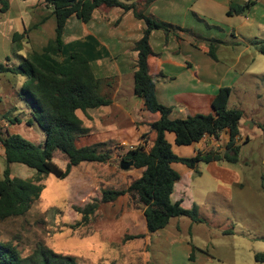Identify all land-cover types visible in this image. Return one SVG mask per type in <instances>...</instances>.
Masks as SVG:
<instances>
[{
	"label": "crops",
	"instance_id": "obj_1",
	"mask_svg": "<svg viewBox=\"0 0 264 264\" xmlns=\"http://www.w3.org/2000/svg\"><path fill=\"white\" fill-rule=\"evenodd\" d=\"M18 1L21 5L15 4L14 7L8 0V9L4 12L0 10V51L4 56L1 63L10 68L21 63L27 52L41 51L55 36V19L50 7L43 4L41 0ZM121 1H135L138 9L143 10L145 14L182 28H189L200 38H210L209 33L215 35V30L208 33L204 26L221 30L223 39H218V33L215 35L221 43H230L225 39L227 34L233 38L242 36L251 40L255 37L264 38V0H255L244 14L230 16L227 15L230 2L242 4L247 0H152L147 7L143 6L145 0ZM144 27L145 23L142 19L136 18L132 11H124L119 7L96 9L88 22H83L75 15L67 20L63 34L64 47L61 52H53L50 56L55 61L62 62L68 60L73 51L83 53L89 60L95 76L108 80V83L102 85L101 93L111 100L109 105L101 106L107 107L106 111H96L97 108L87 109L85 113L81 110L76 111L83 125L88 128V133L75 141L77 147L106 143L111 145L118 136H127V131L124 130L127 126L134 129L132 137L138 139V144L141 133L148 130L147 123L158 119V114L149 113L143 109L142 100L134 93L133 73L137 60L134 43L141 38ZM23 32L26 33L22 39V50L15 53L12 36L14 33ZM149 43L153 51L148 58L149 72L153 76L157 99L160 103L172 108L170 117L185 118L203 112L213 114L212 101L217 90L224 86L232 89L230 85L237 76L233 67L239 63L240 54L230 49L232 53L228 56L223 50L221 54L226 55V58H235L234 65L223 64L219 60L220 52L219 55L215 54V59L208 54L207 42L203 40L196 42L184 33L181 34V39H176L173 34L166 35L159 29L151 31ZM234 43L238 47L239 43L237 41ZM9 52L13 54L12 57L8 56ZM232 73L235 74L234 77L227 79ZM5 74L8 75L6 80L9 78L14 82L19 80L22 85L25 82V77L22 75L11 72H5ZM135 97H137L136 108L126 109L125 105H128L130 99ZM26 111L27 109L25 114H27ZM118 123L121 126L117 127ZM104 124L113 127L102 126ZM165 138L178 156L184 157L183 155L187 153L188 157H192L199 151L204 152L217 147L224 149L228 135L227 132H223L219 139L205 136L191 145H177L173 132H165ZM121 142L136 145L129 141ZM105 150L109 151L110 147H106ZM111 161L112 156L107 163L81 162L71 168L67 180L73 178L78 188L83 185V181L91 180L101 182L105 189L117 190L127 187L128 178L135 179L142 173L143 168L133 166L128 170L118 171ZM198 166L197 163L196 169H191L181 163H172V167L180 175L170 196L173 202L180 200L184 207L185 198L190 192V188L184 183V178L189 184L194 180L195 174L201 175V172H197ZM205 167L213 176L211 177L219 183L232 184L239 180L234 170L218 166L217 161L206 163ZM81 168L96 169L97 176L90 172L82 173L79 171V169L82 170ZM121 183L124 187L118 188V184ZM218 188L224 189L221 184ZM99 213H102V216L100 221L94 224L93 231H100L104 235L103 240L110 247L115 243L122 250L126 247V242L133 240H141L145 247L148 245L149 237L153 235L166 241L183 242L176 233H181L178 227L179 221L185 216L174 217L164 228L148 232L143 209L138 195L134 192L125 193L113 201L101 203L90 220L93 216L96 218ZM171 221H174L171 229H176L175 232L167 228ZM190 222L193 221L190 220ZM159 248L153 251H159ZM193 249L191 247V252ZM105 257L111 258V255L108 253Z\"/></svg>",
	"mask_w": 264,
	"mask_h": 264
},
{
	"label": "trees",
	"instance_id": "obj_2",
	"mask_svg": "<svg viewBox=\"0 0 264 264\" xmlns=\"http://www.w3.org/2000/svg\"><path fill=\"white\" fill-rule=\"evenodd\" d=\"M52 9L55 19V36L41 51L31 50L15 67L0 63V74L11 72L25 77L19 96L23 99L30 120L44 134L43 144L30 142L16 132L5 129L0 132V142L4 149L5 167L0 178V222L11 217L27 213L33 203L40 197L43 185L39 182L41 174H52L58 179H65L73 166L81 162L107 163L111 152L102 147L106 144L77 147L75 141L88 133L76 111L86 112L111 103L108 96L101 93L102 85L107 79L95 76L87 57L73 51L68 60L55 61L50 54L61 52L64 47L63 34L67 20L75 15L83 22H88L99 8L119 7L132 11L134 16L142 19L145 27L142 36L134 43L137 51L136 69L133 73L134 93L142 100L143 109L158 114V119L147 123L148 130L143 131L138 144L126 151L123 160L133 161L134 168H143L139 177L131 180L124 189H103L100 199H93L83 207L75 210L81 215L77 226H85L101 203L115 200L125 193L138 195L143 209L148 232L164 228L174 217L185 216L197 221L193 209L182 207L181 201L173 202L170 198L179 173L172 163H181L196 169L198 162L239 161L240 143L239 125L242 111L229 108L228 100L231 88L220 87L212 101L213 114H195L185 118H171L172 108L160 103L156 96L153 76L149 72L148 58L153 54L149 43L152 30H162L166 35L173 34L181 39V34L189 35L193 40H203L208 44V54L216 58L214 46L217 39L200 38L189 28L164 22L139 10L137 2L121 0H41ZM152 0H145L147 7ZM255 0L242 4L230 2L227 15L244 14ZM8 0H0V10L6 11ZM23 33H14L12 43L14 50H22ZM256 51L264 56V38L251 40ZM18 121L19 116H15ZM165 132H173L177 145H191L205 136L219 139L227 132L228 140L224 149L212 148L197 152L192 157L178 156L165 138ZM60 152L66 158L64 167L58 166L53 158ZM12 164H22L34 171L33 178L23 179L13 176ZM136 237V236H134ZM192 256H190V259ZM257 261H264V253L256 254ZM0 264H77L74 257L63 256L51 249L38 245L31 254L22 256L20 250L10 241L0 240Z\"/></svg>",
	"mask_w": 264,
	"mask_h": 264
},
{
	"label": "rangeland",
	"instance_id": "obj_3",
	"mask_svg": "<svg viewBox=\"0 0 264 264\" xmlns=\"http://www.w3.org/2000/svg\"><path fill=\"white\" fill-rule=\"evenodd\" d=\"M10 2L14 7L15 4L21 5L18 0ZM204 28L208 33L215 30V35H219L218 39H223L221 30ZM208 35L211 36L208 39H217L213 33ZM225 39L230 43H216L213 51L216 55L220 52L219 60L228 65H234L235 62V58L228 57L232 53L230 49L240 54L239 63L233 67L237 76L233 83L230 82L232 89L228 107L242 111L239 125L241 138L238 140L239 161L234 164L225 161L217 163L218 166L234 170L239 180L232 184L219 183L206 169V163L198 162L197 172H201V175L195 174L194 180L189 184L184 178L185 185L190 188L184 208L193 209L197 221L191 223L188 217L180 218L178 227L181 233L176 235L183 242L166 241L153 235L149 237L145 247L141 240L126 242V247L122 250L115 243L108 246L103 240L104 235L100 231H93V226L100 221L102 213L96 218L93 216L87 225L77 226L81 215L75 210L93 199H100L101 192L105 189L104 184L85 180L78 188L73 178L58 179L47 173L39 177L43 190L30 210L22 216L0 222V240L15 244L22 256L31 254L38 245H43L55 253L74 257L77 264H264V261H257L255 258L256 254L264 253V56L256 51L250 43L251 39L242 36L233 38L229 34ZM235 41L239 43L238 47ZM223 50L228 58L221 54ZM12 55L8 53L9 57ZM3 58L0 51V63ZM234 75L230 74L227 79ZM7 77L5 73L0 74V132L3 134L5 129H9L30 142L43 144V132L35 124H27L30 116L25 114V103L18 96L21 94L22 83L19 80L10 81V78L6 80ZM136 98H131L125 108H136ZM106 108L100 107L96 111H106ZM16 115L19 116L18 121ZM102 126L113 127L109 124ZM118 126H121L120 123ZM124 130L127 131V136H118L114 145L111 143L114 147L106 143V147H110L112 151V165L118 171H125L120 163L129 145L126 143L128 145L124 146L121 141L133 144L138 141L132 137V127L127 126ZM183 156L189 155L186 153ZM53 160L62 168L66 163L65 156L60 152L55 153ZM4 167V149L0 142V178ZM79 171L96 176L98 173L96 169L85 168ZM11 173L23 179L34 180L35 176L32 169L22 164H12ZM131 180L133 179L128 178L127 182ZM219 184L224 189L218 188ZM118 185V188L124 187L123 183ZM171 224L174 221L168 225L169 230H173ZM158 247L159 251H153ZM191 247L194 248L192 252ZM108 253L111 258L105 257Z\"/></svg>",
	"mask_w": 264,
	"mask_h": 264
},
{
	"label": "water",
	"instance_id": "obj_4",
	"mask_svg": "<svg viewBox=\"0 0 264 264\" xmlns=\"http://www.w3.org/2000/svg\"><path fill=\"white\" fill-rule=\"evenodd\" d=\"M131 166H133V161H131V160H129V161L123 160L120 163V167L124 170L130 168Z\"/></svg>",
	"mask_w": 264,
	"mask_h": 264
},
{
	"label": "built area",
	"instance_id": "obj_5",
	"mask_svg": "<svg viewBox=\"0 0 264 264\" xmlns=\"http://www.w3.org/2000/svg\"><path fill=\"white\" fill-rule=\"evenodd\" d=\"M122 145L126 146V145H128V144L122 142ZM121 148H123V147H121ZM131 148H133V145L129 144L127 150H129V149H131Z\"/></svg>",
	"mask_w": 264,
	"mask_h": 264
}]
</instances>
